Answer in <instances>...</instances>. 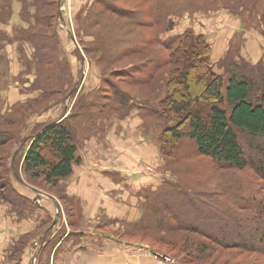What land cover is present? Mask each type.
<instances>
[{
	"label": "trees",
	"instance_id": "trees-1",
	"mask_svg": "<svg viewBox=\"0 0 264 264\" xmlns=\"http://www.w3.org/2000/svg\"><path fill=\"white\" fill-rule=\"evenodd\" d=\"M202 1L151 0L146 6L143 3L134 9L118 0H91L86 7V17L83 11L78 12L80 39L87 52L92 54L102 50L99 60L106 58V62L111 63L143 53L147 43L166 49L165 54L155 58L151 52L140 66L126 72L127 77L131 76V83L136 85L154 78L158 69L172 65L165 80L166 97L161 102L122 90L106 79L103 70L101 83L95 91L83 89L87 85L84 82L72 91L78 82L70 73V60L59 56V0H32L34 12L28 10L27 13L29 18L33 17V22L31 20L21 34H8L0 29V40L17 41L23 54L21 41L28 40L33 44L37 75L30 82L29 89L38 91L36 96L19 100L10 108L9 112L38 103L22 116L17 118L0 113L1 120L17 126L15 130L0 128V204L8 206V215L15 213L17 220L21 221L36 210L33 202L42 196L36 190L33 195L21 191L20 185L35 184L40 179L56 186L73 173L74 165L82 161L79 147L97 133L99 124L102 125L104 115L99 116L96 112L97 97L108 96L107 107L122 116L129 113L131 104L139 99L147 114L162 116V128L156 142L166 165L193 155H203L215 170L228 167L250 169L251 173L234 178L233 182L222 186H228L225 190L185 185L176 174L166 177L156 189L146 191L137 220H122L124 235L143 239L155 235L160 246L163 240H167L164 235L186 234L181 245L189 250L192 261L182 258L179 264L200 263L222 248L256 252L264 258V49L263 57L255 63L239 53L238 47L231 49L227 55L228 63L223 62L225 75L217 73L206 33L197 32L190 26L176 35L168 34L174 29L175 16L185 11H208L232 3ZM246 1L248 6L240 2L236 8L242 6L245 10H252L256 7L253 0L252 3ZM23 2L28 3L27 0ZM199 2L202 3L197 4ZM4 10L5 4L0 3L3 22L10 18L2 13ZM28 16L26 20H29ZM262 18L264 20V14ZM92 26L94 29L90 28ZM136 26L149 29L150 38L144 34L129 36V29ZM262 32L264 36V30ZM164 34L168 36L163 38ZM82 35L91 38L85 39ZM77 53L83 59L80 52ZM158 75L159 72L156 77ZM50 96L55 99L48 102ZM67 96L74 98L67 115L63 110L56 118L40 120L34 125L25 120L56 103H64ZM203 100L204 110L203 105H196L197 101ZM62 189L60 198L74 206L76 212L73 197L67 194L66 187ZM203 208L205 212H202ZM79 215L77 204V224ZM49 223L43 222L41 228L12 238L2 254V264H23L31 239ZM43 237L42 234L41 240ZM39 253V264H49Z\"/></svg>",
	"mask_w": 264,
	"mask_h": 264
},
{
	"label": "rangeland",
	"instance_id": "rangeland-1",
	"mask_svg": "<svg viewBox=\"0 0 264 264\" xmlns=\"http://www.w3.org/2000/svg\"><path fill=\"white\" fill-rule=\"evenodd\" d=\"M27 1L28 3L25 5L23 0H0V3L5 4V10L2 11V13L5 16L10 17L3 22L1 19H4V16L0 13V29H2L4 32H7L8 34L15 32L16 34H21L25 27H28L31 24L30 21L32 20L33 22V17L31 16L29 18L27 12L29 10L30 13H33L34 6L31 4L32 0ZM118 1L123 5L134 9L138 8L143 3L146 6L149 2H151V0ZM228 1H231L232 3L228 5ZM90 2L91 0H59L60 13L57 19V32L59 38L58 48L60 53L59 56L60 58L67 57L70 60V73L71 75L75 76V81L78 82V86H75L72 91L77 90V87L80 88L83 82L84 84H87L86 86H83V89L92 90V92L95 91V88L101 83L100 74L103 70L106 79L114 82L122 90H127L135 95L149 97L151 100L156 102L163 101L167 93L165 81L167 78V71L172 69V65L167 64V66L158 69L156 73L157 76L159 72L158 77L155 76L152 79L144 81L142 84L136 85L131 83V76L127 77L126 72L129 73L131 72L130 69L140 66L143 61H145L150 56L149 54H151V52L154 53L152 54V58H155L161 54H165L166 49L158 47V44L147 43L143 53L125 56L121 59H117L118 61L111 63L106 62V58L104 60H99L102 50L92 54L87 52L85 45H83V42L80 39L81 35L78 33V12L83 11V15L85 16L86 7ZM220 2L227 4L228 6L209 8L208 11L200 9L194 13L185 11L180 16H175L176 23L174 29L168 34L176 35V33H180L190 26H193L198 31L206 33L212 46V62L214 64L215 71L217 73H222L224 76L225 72L222 68L223 62L228 63L227 55L228 52L233 48L237 49L238 47L239 53L245 55V57L250 59L249 61L252 63L257 62L263 57L264 47L262 46H264V43L262 46L258 47L257 37L260 41H262L264 37L262 32V30H264V20L262 18L264 14V0H253V2L256 4V7L252 10H250V8L245 10L242 8V6L236 8L240 2H242L244 6H248L249 4L246 0H224ZM250 3H252V0H250ZM219 15L222 17V21L220 23L218 22ZM27 16L29 20L25 19ZM90 28L94 29L93 26ZM129 30V33H127L129 36H139L144 34L148 35L149 37L151 33L149 29L137 26ZM168 34H164L163 38L167 37ZM106 35L107 34H105V36ZM82 37L85 39L91 38L89 35H82ZM21 43H23L22 48L24 54L20 50L17 41L8 42L5 38L0 40V113L9 115L12 114L17 118L22 116V114L25 112H28L31 107H34L38 104L33 102L30 104L31 106H23L19 110L9 112L10 108L15 102L19 100L24 101L27 98L34 97L38 94V91H31L29 89L30 82L37 75V70L34 63L35 48L28 40H23ZM108 45L109 44H107V47ZM77 51L80 52V54L83 56V59L79 57ZM27 59L29 66H27ZM224 85H227V78L224 79ZM51 97L52 96H50L48 102L55 99ZM108 98L109 97L106 95L97 97L96 112L99 116L104 115L101 118L102 125H98L97 133L99 132L104 134L106 127L110 126V131L114 127L112 135H131L133 125L138 120V117H140V124L135 129V135L139 137L140 141L139 146H141V144H150L152 142L157 144L156 138L162 128V116H154L151 115V113L147 114L145 111V105L141 107L142 103L139 99H136L137 101L131 104L130 110L128 111L129 113L122 116V114L115 109H109L107 107V101H109L107 100ZM73 100L74 98L67 96L64 103H56L43 113L39 115L36 114L34 117L33 115H30L26 117L25 120H27L28 123L32 121V125H34L40 120L56 118L62 113L63 110V114L67 115L72 106ZM204 103V100L201 102L197 101L196 105H203L202 107H204ZM204 109L205 107L203 110ZM126 126L128 127L126 128ZM16 127L17 126L14 125H8L5 121L0 119V128H10L15 130ZM22 127L23 126H21V128ZM97 133L95 135H97ZM95 135L93 134L84 142L87 143L89 139H92L95 137ZM8 146L9 144L5 147ZM114 149L117 150L116 147H114ZM17 150L18 148L15 150V153ZM95 151H90L91 154H89V158L93 162L95 161V154L97 155ZM79 155H83L85 158L82 149L79 150ZM161 156L162 166L160 165L159 168L162 167V169L166 170L167 173L170 172V178L173 176V174H176V177L180 179L185 185H193L197 186L198 188L208 190L218 188L225 190L228 188V186L225 188H222V186L229 184V182H233L235 180L234 178L242 177L243 175L251 173L250 169L239 170L228 167H225L224 169L221 167V169L215 170L214 166L207 162V157L203 155H193L188 159H183L181 162L175 161V163L169 165L168 163L166 165L163 154H161ZM208 164L210 166H208ZM149 165L151 164H146L145 167H148ZM22 174H24L23 171ZM24 177L26 178L25 174ZM35 182L36 183L34 185L42 188V190L45 192H51L50 194L61 199L65 222L70 225V221H72V225L77 224L74 206L68 202H65V200L59 196V194L63 192L62 188L63 186L65 187V181H61L60 184L56 186L44 183L40 179H37ZM41 193L46 195L44 199L48 196L47 193ZM35 208L36 206H34V209ZM59 208L61 213L60 204ZM204 209L205 208L202 209V212L206 211ZM84 225L85 223L82 225V227ZM115 229V232L120 235L119 237L130 242L137 243V245H135L132 249L137 255H144L148 253L147 249L152 251L157 249L158 252L168 253L169 255H167L172 258V264H179L178 261H182V258L192 261V259L189 257V250L183 248L181 245L182 239L186 235L182 232L164 235L167 237V240H163L159 246L155 235H151L149 238L143 239L139 236L124 235V229L122 225ZM37 237L38 234L33 236L31 239V244L35 242ZM171 239L176 240V242L173 243ZM151 246H153L155 249H153ZM214 252L215 253L211 254L208 259H205L200 263L195 261L189 264H237L243 261L264 262V258L261 254L256 252H244L243 250L237 248H222ZM34 259H37V253L33 256V260ZM0 264H2L1 261Z\"/></svg>",
	"mask_w": 264,
	"mask_h": 264
},
{
	"label": "crops",
	"instance_id": "crops-1",
	"mask_svg": "<svg viewBox=\"0 0 264 264\" xmlns=\"http://www.w3.org/2000/svg\"><path fill=\"white\" fill-rule=\"evenodd\" d=\"M221 21L219 15L218 22ZM257 39L258 47L262 46L264 37L262 41ZM140 120L138 117L131 135H112L114 127L110 131L107 126L104 134L98 132L79 147L85 158L81 155L82 161L74 165L73 173L65 179L66 192L74 199L76 219L79 205L78 224H67L61 199L34 184L20 185L19 188L31 195L36 190L48 196L40 203L33 202L36 210L21 221L17 220L15 213L8 215V206L0 204V256L12 238L41 228L43 222H50L37 232L38 237L30 245L23 264H39V252L49 264H172L153 254H135L132 249L137 243L125 240L115 232L122 220L139 218L146 191L156 189L170 176V172L159 168L162 156L156 143L139 146L135 129ZM93 150L97 153L94 162L89 158ZM146 164L151 165L145 167ZM59 204L61 213L58 217ZM42 234L44 237L40 240ZM36 252L37 259L33 260Z\"/></svg>",
	"mask_w": 264,
	"mask_h": 264
},
{
	"label": "built area",
	"instance_id": "built-area-1",
	"mask_svg": "<svg viewBox=\"0 0 264 264\" xmlns=\"http://www.w3.org/2000/svg\"><path fill=\"white\" fill-rule=\"evenodd\" d=\"M43 199H44V197H40V198L37 199V202H40V201L43 200ZM138 247H140V246H138ZM147 252H148L149 254H153L154 256H156L157 258L161 259L162 261H167V262L172 261V258H171L170 256H168V255H164V254L161 253V252H158V251H152V250H148V249H147Z\"/></svg>",
	"mask_w": 264,
	"mask_h": 264
},
{
	"label": "water",
	"instance_id": "water-1",
	"mask_svg": "<svg viewBox=\"0 0 264 264\" xmlns=\"http://www.w3.org/2000/svg\"><path fill=\"white\" fill-rule=\"evenodd\" d=\"M59 215H60V208H59V205H58L57 216L59 217Z\"/></svg>",
	"mask_w": 264,
	"mask_h": 264
}]
</instances>
